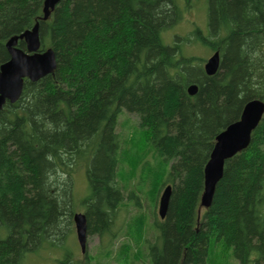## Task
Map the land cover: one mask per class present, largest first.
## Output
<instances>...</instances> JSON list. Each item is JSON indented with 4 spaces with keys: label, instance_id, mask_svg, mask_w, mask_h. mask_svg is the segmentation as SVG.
Returning a JSON list of instances; mask_svg holds the SVG:
<instances>
[{
    "label": "trees",
    "instance_id": "trees-1",
    "mask_svg": "<svg viewBox=\"0 0 264 264\" xmlns=\"http://www.w3.org/2000/svg\"><path fill=\"white\" fill-rule=\"evenodd\" d=\"M44 3L0 0V62L10 58L6 41L38 20L41 47L57 60L0 109V264H27V254L44 247L63 250L61 264L76 263L79 165L89 188L80 202L88 236L101 237L84 264H137L145 251L149 264H209L214 243L239 264H264V116L247 148L226 160L211 205L201 206L217 135L249 100L264 101V0H208L207 33L195 35L220 51L214 75L183 54L179 36L163 38L182 18L179 0H60L48 20ZM125 111L146 136L133 171L118 131ZM149 152L154 161L145 160ZM167 185L165 217L144 214L142 195L154 207ZM127 200L140 208L131 222L121 218Z\"/></svg>",
    "mask_w": 264,
    "mask_h": 264
},
{
    "label": "water",
    "instance_id": "water-1",
    "mask_svg": "<svg viewBox=\"0 0 264 264\" xmlns=\"http://www.w3.org/2000/svg\"><path fill=\"white\" fill-rule=\"evenodd\" d=\"M60 0H45L43 20H48ZM24 40L26 48L18 46V41ZM40 21L21 34L10 37L5 46L10 58L0 62V109L7 103L17 102L23 92L25 79L38 81L52 73L57 66L56 54L53 48L41 47ZM221 55L216 50L204 64L208 75H214L220 68ZM198 85L193 83L188 87L190 95H195ZM264 116V101L259 98L249 100L240 118L229 124L216 137V143L210 159L205 167V186L201 198V206L209 207L212 203L216 185L223 176L227 159L247 148L251 141L253 130ZM172 186L167 185L160 196L158 213L164 218L168 209ZM73 221L76 237L81 252L86 253L88 247V221L85 212H75Z\"/></svg>",
    "mask_w": 264,
    "mask_h": 264
},
{
    "label": "rangeland",
    "instance_id": "rangeland-1",
    "mask_svg": "<svg viewBox=\"0 0 264 264\" xmlns=\"http://www.w3.org/2000/svg\"><path fill=\"white\" fill-rule=\"evenodd\" d=\"M180 4L183 6V15L180 21L175 24L173 27L169 28L167 31L163 33V38L167 43L175 42V36H179L178 42L181 44L183 54L189 56H196L203 60V64L207 61V59L213 54V49L204 45L197 36L195 35V30L201 29L204 33H207L208 29V0H179ZM138 117L134 113L123 112L119 117L118 123V131L122 135L123 139V153H124V162L127 163L126 167L133 171L135 166V158L136 155H143L146 151V136L140 135L141 130L137 127L138 125ZM150 151V150H149ZM128 159H132L133 161H129ZM154 161L151 152L147 153L145 156V160ZM142 163V162H141ZM131 165V166H130ZM138 166L137 176L140 173V167ZM136 181L137 178L135 176ZM133 179V180H134ZM74 199L77 203L75 207V212H84V207L80 203L86 195L89 193L88 181L86 176V167L85 165H79L76 171L74 172ZM132 187V186H131ZM130 187V188H131ZM137 189V192H141ZM149 189V188H148ZM148 189H143L144 191H148ZM149 195H142L141 203L143 207V212L148 216V214L156 211L158 213L159 201L158 203L152 207L150 202ZM126 206H122L121 210V218H124V215L128 214L129 222L132 221L135 215L140 213V208H136L133 206L131 202L126 201ZM122 218V219H123ZM72 228V238L74 243V260L75 264H84V254L81 252L80 246L76 237V230L74 222L71 226ZM150 228V221L147 224L146 231L148 232ZM128 230V228H127ZM71 238V239H72ZM101 244V237L98 234L89 235L88 236V251L91 254H94L98 250V246ZM63 250L61 249H49V248H41L37 252H29L26 256L27 264H61L58 259H62L64 254H62ZM211 260L209 264H239V262L235 259L230 252V255L225 254L219 243H214L211 251ZM145 257L140 263L137 264H149V260L147 258V252L145 251ZM114 264H126V260L114 261Z\"/></svg>",
    "mask_w": 264,
    "mask_h": 264
},
{
    "label": "flooded vegetation",
    "instance_id": "flooded-vegetation-1",
    "mask_svg": "<svg viewBox=\"0 0 264 264\" xmlns=\"http://www.w3.org/2000/svg\"><path fill=\"white\" fill-rule=\"evenodd\" d=\"M8 104V103H7Z\"/></svg>",
    "mask_w": 264,
    "mask_h": 264
}]
</instances>
